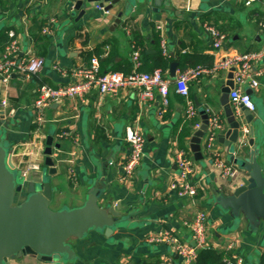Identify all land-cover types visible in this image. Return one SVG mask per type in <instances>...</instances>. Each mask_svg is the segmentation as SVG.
I'll return each mask as SVG.
<instances>
[{"label": "crops", "instance_id": "1", "mask_svg": "<svg viewBox=\"0 0 264 264\" xmlns=\"http://www.w3.org/2000/svg\"><path fill=\"white\" fill-rule=\"evenodd\" d=\"M74 5V0L0 1V58L8 44V32L14 30L23 54L32 53L46 61L36 75L25 78L14 73L9 82L0 80V137L21 174L27 170L28 174L49 177L54 193L52 209L82 206L94 186L101 187L100 204L113 205L122 212V219L111 236L91 230L82 239L71 238L75 259L47 262L32 255L13 259L10 264H126L147 257H159V264H181L172 246L150 242L148 237L169 231L182 242L193 244L191 223L201 210L208 213V245L224 252L225 260L237 255L242 264L264 263V220L254 230L243 214L235 217L217 200L221 194L231 195L245 175L231 161L223 141L228 124L221 88L229 80V72L203 75L189 84L197 113L195 123L202 124V110L222 119L212 150L206 148L208 132L202 138L203 158L199 160L191 149L195 124L184 147L179 144L180 132L189 119L188 105L174 84L169 88L168 103L156 90L150 96L138 88L123 89L117 95L93 90L83 100L66 99L50 105L41 124L34 118L39 85L75 82L74 73L90 63L88 56L96 57L105 71L123 72L134 69L132 52L137 48L141 67L146 68L160 49L162 52L165 40L173 59L164 72L174 79L183 63H215L235 53L259 50L264 45V0L252 5L245 0H162L158 7L154 0H121L108 11L91 4L80 18ZM206 23L225 33L222 49L214 50ZM47 26L51 33H44ZM174 62L178 66L172 73ZM259 82L248 92L256 105L251 125L264 168V75ZM251 125L242 127L239 142L233 146L236 156L250 151ZM130 127L145 135V155L136 173L123 179L131 154L126 134ZM48 136L53 137L57 168L53 174L46 164ZM180 149L187 152L197 170L200 190L195 197H180L170 187L179 174ZM213 151H219L239 170L236 178H224L214 169Z\"/></svg>", "mask_w": 264, "mask_h": 264}, {"label": "water", "instance_id": "2", "mask_svg": "<svg viewBox=\"0 0 264 264\" xmlns=\"http://www.w3.org/2000/svg\"><path fill=\"white\" fill-rule=\"evenodd\" d=\"M120 1L74 0V9L80 11V18L91 4H97L99 8L108 11ZM154 1L157 7L162 4V0ZM177 66L176 62L171 64L172 73ZM232 77L230 72L229 80L221 88V102L225 106L228 124L223 141L228 146L231 161L245 175L240 178L231 195L221 194L217 200L221 207L231 210L235 217L243 214L249 225L257 230L259 221L264 220V168L259 160L261 150L255 144L251 125L255 121V114L243 106L236 112L231 107L229 91L233 87ZM202 113L203 122L194 132L191 146L197 160L203 158L201 141L207 133L210 117L205 110ZM244 124L251 125V138L247 143L250 151H243L236 156L233 146L238 144ZM48 137L46 164L49 174H53L57 172L52 156L53 137ZM100 189L90 187L87 201L82 206L52 209L50 204L54 193L49 177L43 173H30L27 177L22 175L10 155L5 139L0 137V264H10L13 259L32 255L47 262L75 259L77 253L71 246V238L82 239L91 230L111 236L114 227L122 219V212L113 205L103 207L100 204ZM19 196L21 200L18 202L16 199Z\"/></svg>", "mask_w": 264, "mask_h": 264}, {"label": "built area", "instance_id": "3", "mask_svg": "<svg viewBox=\"0 0 264 264\" xmlns=\"http://www.w3.org/2000/svg\"><path fill=\"white\" fill-rule=\"evenodd\" d=\"M245 1L247 5H252L257 0ZM51 21H54V19ZM204 26L211 38H213L214 50L222 49L227 41L225 33L216 25L206 23ZM51 32L50 27H45L44 33ZM8 34V44L0 58V80L9 82L10 77L14 73L25 78L38 74L45 66L46 61L44 58L32 53L23 54L16 32L9 30ZM161 44L163 54L168 55L166 41L162 40ZM139 56V50L134 48L132 52L134 69L130 73L117 71L101 73L100 61L96 57H93L89 64H84L75 71V82L59 86H53L48 83L40 84L38 96L34 104L35 120L40 124L43 123L45 120L44 113L50 105L65 101L66 99L83 100L93 90H96L101 95H117L123 89L138 88L142 89L144 95L147 96H150L156 90L164 96L165 103H168L169 88L173 84L176 87V91L187 98L188 118L194 119L197 113L189 95L190 82L196 81L203 75L216 76V74L222 71L231 72L233 75V87L229 91L230 104L233 110L235 112L239 111L240 107L243 106L250 112L255 113L256 105L248 89L258 87L260 83L259 77L264 75V45L259 50L235 53L232 56L221 58L212 66L197 64V66L180 69L174 79L167 77L164 70L160 67L151 72L139 70L141 65ZM3 105H7V101H3ZM200 125L199 122L195 123L196 130L199 129ZM221 126L222 119L220 115L209 118L206 142L208 150H212L217 131ZM245 131L249 132L246 129ZM126 134L131 154L124 165L125 174L123 179L136 173L135 170L140 166L145 155L146 142L145 135L136 128H128ZM212 163L214 169L218 170L224 178L237 177L238 169L224 160L219 151H213ZM177 167L179 174L170 183L171 189L176 190L180 197L197 196L200 190V181L196 180L197 170H195L194 163L183 149L178 151ZM22 175L27 177L28 171H23ZM191 227L193 244L185 241L182 242L169 231L164 232L162 235H150L148 241L172 246L180 256L181 264H192L196 259L199 249L209 246L207 242L209 236L208 213L205 210L198 212L191 223ZM242 261V257L237 255H234L233 259H226L227 264H242ZM126 264L132 263L128 261Z\"/></svg>", "mask_w": 264, "mask_h": 264}, {"label": "trees", "instance_id": "4", "mask_svg": "<svg viewBox=\"0 0 264 264\" xmlns=\"http://www.w3.org/2000/svg\"><path fill=\"white\" fill-rule=\"evenodd\" d=\"M172 57L170 55H164L161 52L158 53V55L155 57L153 63L151 66L149 67H141L139 70H143V71H153L154 69L157 68H162L163 70H165L170 62L172 61ZM88 60H91V56H88ZM188 61V60H187ZM91 62V61H90ZM208 62L210 63H204L201 60H197L196 62H194L193 64H182L181 69H185L187 67H192V66H197V64H203L206 66H212L214 63H211V60H208ZM142 64V63H141ZM100 71L101 73L103 72H108L105 71L104 68H102V65L100 63ZM133 70H127V71H123L124 73H130ZM193 124H195L194 119H188L183 127V129L181 130V134L179 137V144L181 147H184V139L186 136L190 135V129L193 126ZM160 263V258L159 257H147V258H143L135 263L132 264H159ZM163 264H169L167 262H164ZM192 264H227L226 260H225V254L224 252H220L218 249L214 248L213 246H205L202 247L201 249H199L198 254L196 256L195 261Z\"/></svg>", "mask_w": 264, "mask_h": 264}, {"label": "rangeland", "instance_id": "5", "mask_svg": "<svg viewBox=\"0 0 264 264\" xmlns=\"http://www.w3.org/2000/svg\"><path fill=\"white\" fill-rule=\"evenodd\" d=\"M19 170V169H18ZM21 197H18L16 200L19 202L21 199H20Z\"/></svg>", "mask_w": 264, "mask_h": 264}]
</instances>
